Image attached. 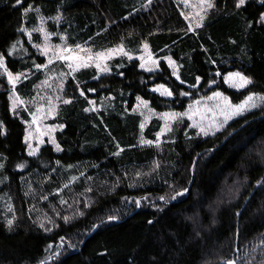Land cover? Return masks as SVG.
<instances>
[{
	"label": "trees",
	"instance_id": "16d2710c",
	"mask_svg": "<svg viewBox=\"0 0 264 264\" xmlns=\"http://www.w3.org/2000/svg\"><path fill=\"white\" fill-rule=\"evenodd\" d=\"M236 2L215 0L197 28L177 0H0V56L14 77H24L13 87L0 68V264H208L220 232L230 235V261L264 264V162L246 174L245 200L218 201L264 143V105L214 135L186 121L159 140L163 113H184L214 91L234 105L264 95V5ZM41 22L71 48L123 44L137 57L147 43L160 69L144 71L127 56L109 62L105 74L91 66L45 68L35 32ZM237 71L253 81L240 91L225 82ZM160 85L171 98L154 91ZM42 98L54 106L48 123L58 128L60 150L45 142L29 156L27 129ZM145 103L152 113L146 122ZM185 187L184 197L160 199ZM239 231L246 246L237 242Z\"/></svg>",
	"mask_w": 264,
	"mask_h": 264
},
{
	"label": "rangeland",
	"instance_id": "374dc122",
	"mask_svg": "<svg viewBox=\"0 0 264 264\" xmlns=\"http://www.w3.org/2000/svg\"><path fill=\"white\" fill-rule=\"evenodd\" d=\"M177 1L181 4V7L185 8V14H186V16H188V20L191 23H193L194 25H196L197 21H199V19H200V17L196 14L198 11H200V7H201L200 0H187L186 3H185V0H177ZM200 15H204V13L201 12ZM43 25H44L43 22H41L40 26L36 29L35 32H37L39 35H41V37L43 39V46L45 44L44 33L45 32L48 33V36H49V39L47 41V43L49 45L48 56H45L43 54V56L46 57V59H47V67H52V66L54 67L56 64L60 63L63 66H65L70 73H74L69 69V67L67 66L68 62H66V61L56 60L54 63L48 64V58L55 51V46H57V45H59L61 47L65 46V39H64V37H59V39H61V42L57 43L56 41L53 40L54 37L50 34V32L46 28H44ZM41 27L44 29L43 32L39 31V29ZM43 46L40 48L41 53H42ZM82 48L89 49L92 54L98 53V52L93 51L89 47H82ZM114 48H116V47H114ZM72 49L74 50V53L78 52L77 48H72ZM109 49H112V48H109ZM107 50H104V51H107ZM101 52H103V51H101ZM79 54L80 55H86L88 53H79ZM149 54H151V59H149ZM120 56H125V55L120 53V52H116L113 54L111 59H109L105 62H101L102 66L106 65V70H104V71L97 69L94 62L91 63L90 66L95 67L101 74H105L109 71V62H111L112 60H114L115 58H118ZM128 56H131V55L128 53ZM140 56H144L145 60L141 61L140 59H138ZM134 59H138L141 62V64L142 63L144 64V67H141V69L144 71L148 67H151L153 69L152 71H148L150 73L156 72L160 69V67H159L160 66V60L156 59L153 56V54L150 52L149 48L147 50H144V47H143L141 55H139L137 57H132V59H130V60H134ZM153 60L158 61V63L153 64L152 63ZM165 61L172 70L176 69V65L172 60H171L172 63H169V58L165 59ZM84 68H87V67H81L78 70L84 69ZM53 76H54V74L52 73L51 77H53ZM18 77H19V79L16 80L14 84H12L13 87H16V85L24 78L22 75H19ZM60 79L63 80L62 77H60ZM234 83H235L234 80L231 83L226 82L227 85H229L231 88H233L237 91H240V90L247 87L246 86V87L240 88L238 86H233ZM48 86H51V84L48 83ZM154 91L162 97H165V98L166 97H170V98L172 97V95L168 96L166 93L162 95L161 93L164 92V89H162L160 87L154 88ZM208 97H202L201 99L197 100V101H200L199 104L196 103L197 101L192 103L191 104V106H192L191 113H190V110L188 108V110L186 112H184L185 115H183L182 117H180L177 120H171V119L165 120L162 117L164 124H163V128H162L161 132H163V135H160L159 140L161 139V137L167 135L168 133L173 132L174 130H177V127L175 126L176 124L177 125L178 124H184L186 121H188L190 123V125L192 127H194L198 132H200V130L198 127L194 126V123H196V124L203 123L206 127L213 120L215 123H222L224 121V115H222L218 109H215V111L206 112V113H205L204 109H205V107L214 108L216 104H220L221 106H223L224 101L222 100V98H217L215 100H208ZM44 98L40 99V101H39L40 104L36 110V113H34V115H32L31 123L28 125V129H27L26 138H27V142L30 144L32 149L38 148L40 150L41 145L43 143H45V142L52 143V140L53 139L55 140V133L58 130V128H56V127H54L48 123L54 117L55 110H54V106H50L51 104H49L50 107L44 106V104H43ZM232 105L236 106L238 104H235V105L232 104ZM197 109H199V112H197ZM143 110L146 112V115H147V116H145V114H142L144 117V120L146 122V121H148V119L152 115V113L148 112L145 106H143ZM252 110H254V109H252ZM252 110H250V111H252ZM250 111H245L242 114L232 116L224 125H227L233 119L242 117L243 115L247 114ZM173 113H175V112H173ZM189 114L192 115L191 119H189ZM201 114H203L205 116V119L203 121H201ZM34 116L37 117L35 122L33 121ZM166 123L171 127L172 131L167 130V128L165 127ZM213 131H214V129H209L208 135H212ZM216 132H218V131H215V133ZM200 133L203 134L204 136H208L202 132H200ZM30 146H29V150H30ZM263 151H264V143H261V144L259 143L257 145L256 149L254 151H252L251 153H249V155L247 156V158L244 162V165H243L242 169L239 171V173L234 174L230 178L233 181H235L236 186H234V185H232V187L228 186V184H229L228 181L230 179L225 183L226 186L222 189V192H220V197L218 198L219 199L218 201L220 204H222V202H224V203L227 202V204H232L226 198L233 197V196H235L236 198L240 197L244 200L246 199L247 191H246V184H244V179L246 177V174L251 169H255L256 166L258 165V163L264 162V152ZM213 223H215V222H213ZM242 225H244V224H242ZM240 229H241V226H240ZM219 235H220L219 239H217L218 245L215 248V251H213L212 254L207 258L206 263H208V264L213 262L214 261L213 259H215V258L218 259V257H219V259L226 261L227 264L230 261L228 258L230 246H231V242L228 241V237L230 235L226 237V236H224L225 234L223 232H220ZM238 236L240 237V240H238L237 242L241 243V245L246 246V244L248 243L247 238H246L247 237L246 232L241 237V231H239ZM216 253H217V256H216Z\"/></svg>",
	"mask_w": 264,
	"mask_h": 264
},
{
	"label": "snow or ice",
	"instance_id": "6c2138e0",
	"mask_svg": "<svg viewBox=\"0 0 264 264\" xmlns=\"http://www.w3.org/2000/svg\"><path fill=\"white\" fill-rule=\"evenodd\" d=\"M23 2V0H16V4L19 5ZM187 2V0H185V3ZM247 0H237L236 2V7L240 8L242 6H244L246 4ZM148 3L151 4L152 0H148ZM259 3L261 5H264V0H259ZM200 11H198L196 14L200 17L199 21H197L196 23V27H201L202 26V22L203 20L206 18V15L208 13V11L214 9L216 7L215 5V0H200ZM28 11H31V8H26L25 9V14H27ZM203 12L204 15H200V13ZM57 20L60 19L59 16L56 17ZM185 19H188V16H185ZM260 20L262 23H264V14L261 15ZM191 27V26H190ZM22 31H26L24 29H22ZM39 31L43 32L44 29L41 27L39 29ZM31 35L32 33L29 32L28 36L31 39ZM49 39L48 33H44V40H45V44L42 48V54H44L45 56H48V51H49V45L47 43ZM35 47H40L39 45H34ZM15 46H13L14 48ZM78 49V52L74 53V50L71 47L68 46H55V51L52 53L51 56H49L48 58V64H52L54 63L56 60H60V61H66L68 62L67 66L69 67V69L72 72L77 71L79 68L81 67H88L91 65V63H95V66L97 69H100L102 71L106 70V65L102 66L101 62H105L109 59L112 58L113 54L116 52H120L122 54H124L125 56H128V53L125 51V46L123 44L117 46L116 48H112V49H108L107 51H103V52H98L95 54H92L91 51L89 49H85L82 48L81 46L77 45L76 46ZM144 50L148 49V44L145 43L144 44ZM79 53H88L86 55H80ZM129 59H132L131 56H128ZM138 59H140L141 61L145 60L144 56H140ZM149 59H151V54H149ZM153 64L158 63V61L153 60L152 61ZM169 63H172L171 59L169 58ZM141 67H144V64L142 63L140 65ZM41 65H37V68H40ZM44 67H47V65H44ZM0 68H2L4 70V72L7 75L8 78V83L10 84H14L16 80L19 79L18 76H13L12 72H10L7 67H5V60L3 56H0ZM147 71H152L153 69L151 67H148L146 69ZM216 75H220L219 72L216 73ZM177 79H179V77H177ZM197 81L200 79L199 77L196 78ZM233 80L235 81V83L233 84V86H238L240 88L246 87L250 84L253 83L252 79L245 76L244 74H242L241 72L237 71V72H233V73H229V75L227 77H225V82H233ZM181 83H183V81H181ZM160 88L164 89V92H162L161 94H167L168 96L172 95V92L169 91L167 88H164V85H160ZM94 91V90H93ZM82 96L84 95V92L81 91L80 93ZM183 95H188V93H182ZM11 98V97H10ZM217 98H222V100L224 101L223 106H221L220 104H216L214 108H208L205 107L204 111L206 112H212L215 111V109H218L220 111V113L222 115H224V121L222 123H215L214 120L212 122H210L207 127L203 124V123H194V126L198 127L200 132L204 133L205 135H208V130L209 129H214V131L212 132V134H215V131H220L223 127L224 124L232 117L238 114H242L245 111H250L252 109H255L257 107H260L261 105H264V95H260V96H256V95H248L247 98L243 101V103H240L236 106H233L231 104V102L229 101L227 96H223V94L221 92H216L214 91L213 94L211 96L208 97V100H215ZM17 100L19 99V97L16 98ZM137 99L139 100L140 98L137 97ZM65 103H70L71 101L65 100ZM90 103H95L94 101H89ZM143 103V102H142ZM197 104L200 103V101L196 102ZM16 107V103L15 101L13 102V109H15ZM145 107H147V104L145 103ZM191 109L192 106H189V110L191 113ZM197 112H199V109H197ZM183 115H185L184 113H164L163 114V118L165 120H177L180 117H182ZM192 118V115L189 114V119ZM37 119L36 116L33 117V121L35 122ZM205 119V116L203 114H201V121H203ZM165 127L167 128L168 131H172L171 127L166 123ZM141 128H143V125H141ZM160 135H163V132L160 133ZM26 142H27V138H26ZM144 143L147 144H151L153 143L152 141H143ZM52 143L55 145L57 150H60V146L59 144H56L55 140H52ZM117 147H119V145H117ZM39 149H32L30 146V150L28 152L29 156H34L38 153ZM120 151H123V149H120ZM115 155H119V152L114 153ZM156 167H159V165L157 164ZM0 168H3V164H0ZM155 170V169H154ZM76 177H73V180H76ZM65 187H67V185H65ZM88 191H91V189L89 188ZM188 194V189L185 187L183 189L180 190H176L173 192V194L170 197H160L161 200H164L165 203H167L169 200H176L177 197H184ZM66 201H61V203H65ZM136 205L139 206L140 205V201L136 200L135 201ZM11 210V209H10ZM79 215H83V212H80ZM70 219V217H64L65 222H68ZM109 220H114L116 219V217L111 216L108 218ZM14 220H15V216L13 215V217L11 219H7L6 224L9 230L12 229L13 224H14ZM149 223H152V221H149ZM41 227H43V225H41ZM96 227H99V225H96ZM61 240L63 241V238H61ZM51 247V246H50ZM55 255H59V252H56ZM228 264H235V262L233 261H229Z\"/></svg>",
	"mask_w": 264,
	"mask_h": 264
}]
</instances>
